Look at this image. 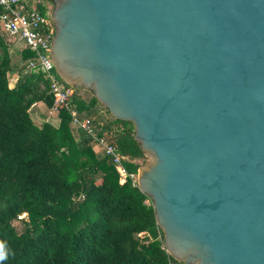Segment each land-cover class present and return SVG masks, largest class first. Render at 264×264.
Masks as SVG:
<instances>
[{
    "label": "water",
    "instance_id": "water-1",
    "mask_svg": "<svg viewBox=\"0 0 264 264\" xmlns=\"http://www.w3.org/2000/svg\"><path fill=\"white\" fill-rule=\"evenodd\" d=\"M52 2L54 68L133 123L166 251L264 264V0Z\"/></svg>",
    "mask_w": 264,
    "mask_h": 264
},
{
    "label": "trees",
    "instance_id": "trees-1",
    "mask_svg": "<svg viewBox=\"0 0 264 264\" xmlns=\"http://www.w3.org/2000/svg\"><path fill=\"white\" fill-rule=\"evenodd\" d=\"M34 56L22 49L11 86L10 42L0 31V264H183L165 249L152 199L131 180L120 182L111 156L95 154L91 135L84 131L76 141L70 108L128 157L129 172L144 160L133 123L113 118L101 125L92 118L101 105L93 92L87 100L74 87L70 108L57 106L59 125L37 124L32 104L51 109L56 98L49 78L28 65ZM23 213L30 220L19 226Z\"/></svg>",
    "mask_w": 264,
    "mask_h": 264
},
{
    "label": "built area",
    "instance_id": "built-area-1",
    "mask_svg": "<svg viewBox=\"0 0 264 264\" xmlns=\"http://www.w3.org/2000/svg\"><path fill=\"white\" fill-rule=\"evenodd\" d=\"M0 6V31L7 36L8 40L18 41L25 48L35 52L34 59H29L27 62L30 67L41 70L49 78L51 91L56 98V106L53 108L57 110L59 103L69 107L75 89L57 76L50 54L55 31L51 19L52 0H0ZM70 110L72 122L88 130L92 135V121L89 118L81 119L75 109L70 108ZM92 137H95V140L100 138L98 135L97 137L92 135ZM105 154L111 156L121 183L131 180L133 185H138L137 171L129 172L123 164V160L128 157L119 153L116 146L109 143L106 144Z\"/></svg>",
    "mask_w": 264,
    "mask_h": 264
},
{
    "label": "rangeland",
    "instance_id": "rangeland-1",
    "mask_svg": "<svg viewBox=\"0 0 264 264\" xmlns=\"http://www.w3.org/2000/svg\"><path fill=\"white\" fill-rule=\"evenodd\" d=\"M9 42H10V52H11V58H12L11 61H12V64L14 65V69L9 72V82L11 86H14L19 76V70L22 68L23 63H24L22 59V49L25 47L23 46L22 43L15 41V40L14 41L9 40ZM81 93L87 100L92 95L91 91L85 90V89H81ZM94 111L95 113L92 116V118L98 121L101 125L111 122L114 118L112 114L102 105H97L94 108ZM30 113H31L33 120L39 125H42L45 122H49L56 127L59 125L60 117L58 115L57 110L55 108H51V109L48 108L43 101L34 102L32 106L30 107ZM71 126L73 128L76 141L79 143L82 142L81 137L82 135H84V131L86 134L91 135L88 132V130L86 129L84 130V128H82L81 126L75 125L74 122L71 123ZM92 128H93L92 135H95L97 137L98 135L97 133H98V130H100V127H98L96 124H93ZM98 139L99 140L94 139V141H91L92 142L91 146L93 150L95 151L96 155L102 156L105 154L107 143L103 138H98ZM143 161L144 160H142L141 163ZM22 218L30 220V217L28 216V214L23 213L20 216V219L15 220L14 223L20 226L22 224V220H21Z\"/></svg>",
    "mask_w": 264,
    "mask_h": 264
}]
</instances>
